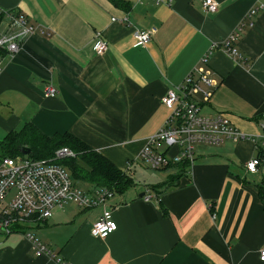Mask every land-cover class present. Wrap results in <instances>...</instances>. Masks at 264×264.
I'll list each match as a JSON object with an SVG mask.
<instances>
[{"label":"crops","instance_id":"0c3cea01","mask_svg":"<svg viewBox=\"0 0 264 264\" xmlns=\"http://www.w3.org/2000/svg\"><path fill=\"white\" fill-rule=\"evenodd\" d=\"M202 1L0 0V34L14 29L8 12L22 13L37 28L16 53L1 54L0 131L30 122L49 136L71 133L134 181L113 197L116 230L105 238L90 233L101 207L63 211L65 203L33 226L31 233L63 264H264L258 191L264 162L255 173L245 170L264 143V7L235 44L240 59L221 47L246 11L264 0H216L217 11L209 14ZM151 26V40L135 45L134 28ZM97 32L107 42L102 54L94 50ZM212 44L217 47L200 61ZM196 67L216 81L205 87L207 100L193 95L201 111L223 112L246 137L199 146L190 168L171 165L159 169L168 170L164 178L141 183L139 152L170 114L161 99ZM172 176L175 185L160 186L158 195L152 190L150 200L140 196ZM0 264L62 263L11 233L0 239Z\"/></svg>","mask_w":264,"mask_h":264},{"label":"built area","instance_id":"2783aa9c","mask_svg":"<svg viewBox=\"0 0 264 264\" xmlns=\"http://www.w3.org/2000/svg\"><path fill=\"white\" fill-rule=\"evenodd\" d=\"M263 7L264 3H260L247 10L232 32L222 40L221 47L226 52L240 59L235 44L241 32L253 25L254 16ZM217 8L216 0L202 1V11L205 14L214 13ZM7 17L14 29L0 34V58L2 52L9 55L16 53L22 40L37 29L28 23L22 13L8 12ZM121 21L128 23L126 17ZM155 32V26L147 29L135 27L132 32L135 45H145ZM96 40L95 52L104 53L107 42L100 32L96 33ZM215 47L216 44H212L200 61L206 62ZM208 74V71L196 67L180 83L167 90L161 102L170 110V114L162 126L147 139L139 152V161L153 169H162L170 164L186 161L190 168L199 146L219 145L224 141H237L246 137L233 126L223 112L211 115L202 113L201 104L193 95L201 94L204 100L210 97L211 92L205 87L215 88L216 81ZM55 92L54 88L47 89L48 96H53ZM261 117L264 118V114ZM262 127L264 129V125ZM170 148H175L176 153L169 155L165 149ZM74 155L75 153L67 147L57 149L52 160L35 159L28 154L0 155V233L8 235L19 232L28 238L37 255L45 254L62 264V260L31 233L33 226L45 222L55 209L62 208L65 203H75L88 209L101 207L102 212L91 225L90 233L94 237L105 238L116 230L112 210L117 205L111 203L115 196L114 191L104 187H91L89 190L86 185L82 187L67 173L65 166L57 162ZM259 164L257 157L252 158L245 165V170L255 173ZM142 198L150 200L151 190L147 189ZM259 259L264 262V245L259 249Z\"/></svg>","mask_w":264,"mask_h":264},{"label":"trees","instance_id":"16d2710c","mask_svg":"<svg viewBox=\"0 0 264 264\" xmlns=\"http://www.w3.org/2000/svg\"><path fill=\"white\" fill-rule=\"evenodd\" d=\"M110 1L116 5L122 3V0ZM61 147L71 149L75 155L57 160V162L68 167L73 180L79 184L86 185L88 190L91 187L92 189L104 187L114 191L115 195H121L134 185L131 175L71 133H55L49 136L32 123L26 122L20 129L6 132L0 139V155L2 156L21 155V149H29L28 155L32 158L52 160L55 151ZM257 150V158L260 160L259 165H261L264 162V143L260 146L257 145ZM171 165L178 166L180 171L188 168L186 161L170 164L169 166ZM175 179L176 176H172L164 182L149 185V189L156 191L158 195L160 186L167 188L173 186L175 185ZM258 191L264 204V186L262 184L259 185Z\"/></svg>","mask_w":264,"mask_h":264},{"label":"rangeland","instance_id":"374dc122","mask_svg":"<svg viewBox=\"0 0 264 264\" xmlns=\"http://www.w3.org/2000/svg\"><path fill=\"white\" fill-rule=\"evenodd\" d=\"M6 105H4V107H5ZM0 110H2V112H4L3 111V109H1L0 108ZM204 111H205V109H204ZM204 111H202V113L204 114ZM206 114V113H205ZM4 134H5V132H1L0 131V139L4 136ZM140 163L141 164H143L144 166H145V170L142 172V173H144L145 172V174H142L143 175V177L141 178V180H139V181H141V183H143V182H145V183H155L158 179H161V178H164L165 176H166V174H168L169 172H166V171H168V170H159V169H153V168H151V167H149L147 164H145L144 162H141L140 161ZM65 169H66V171H67V173L69 174V175H71V177H73L72 176V174H71V171H70V169L68 168V167H65ZM135 178H140L139 177V174H136L135 175ZM141 183H139V184H136L134 187H135V189H139L140 188V186H141ZM82 187H85V185H83V184H80ZM142 188V187H141ZM79 206L77 205V204H75V203H67V205H65L64 207H63V211H65V210H67V209H69V208H75V209H79L78 208ZM13 233H18L19 234V232H13ZM21 234V233H20ZM6 236V234H3V233H0V239H3L4 237Z\"/></svg>","mask_w":264,"mask_h":264},{"label":"water","instance_id":"95a60500","mask_svg":"<svg viewBox=\"0 0 264 264\" xmlns=\"http://www.w3.org/2000/svg\"><path fill=\"white\" fill-rule=\"evenodd\" d=\"M20 152L24 155L29 154V149H21ZM140 196H143V194H141Z\"/></svg>","mask_w":264,"mask_h":264}]
</instances>
